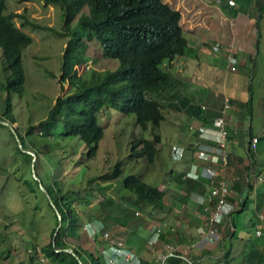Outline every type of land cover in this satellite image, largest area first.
I'll return each mask as SVG.
<instances>
[{
	"label": "rangeland",
	"instance_id": "374dc122",
	"mask_svg": "<svg viewBox=\"0 0 264 264\" xmlns=\"http://www.w3.org/2000/svg\"><path fill=\"white\" fill-rule=\"evenodd\" d=\"M178 1L182 12L183 26L181 27L194 33L191 35L190 32L183 30L184 36L192 39L193 42L199 40L195 37H201L202 39L205 30H208L207 33L209 32L211 23H217L216 26L212 27L215 31L211 32L209 39L213 40V43L215 40L222 43L218 51L219 55L222 51L227 50L226 46L224 47L225 40L220 38L224 34L219 36L217 29H215L221 25L219 18L222 17V13L218 9L216 11L210 9L209 6L217 8H225L224 6H226L225 9L229 10L228 14L225 13L228 19H225L224 23L222 20L221 22L226 30L228 27L231 28L227 44L229 51H232L234 46L233 58L235 62L229 64L226 58L228 56L227 52L223 57V60L226 58L227 63L223 61L219 65L217 60L215 61V58H213L215 56L212 48L213 43H211V47L205 49L208 52L204 51V53L207 54L200 53L193 44L189 45L188 51L190 53L197 51V55L187 52L186 58L190 57L198 60V62L203 61L213 68L214 72L208 73L211 79L207 83V89L211 90L212 94L216 93L217 99L223 100L221 102L225 101L226 93H230L239 101L240 107L248 103L247 106L239 108L240 116H242L241 129L244 133L250 132L252 135L263 133L264 135V10L258 19L259 7L260 5L264 7V0H234L236 6L231 5L233 7L227 5L228 0H203L209 3V6L205 3L200 5L195 0ZM222 2L224 3L220 4ZM5 13L11 14L15 25L32 37L31 44L23 51V66L26 72L25 91L22 95H12L15 116V122L12 124L15 129H19L20 133L24 135L26 142L23 143L25 148L23 145L22 148L32 151V139L26 134L27 127L44 119L56 97L63 94L68 87L67 83H63L62 88L60 83L62 75L61 55L66 44V38L57 36L53 32L35 29L30 25L22 26L23 18L16 15H23L36 24L60 30L62 25L61 12L59 7L46 5L43 0H6ZM249 15L253 17V20H250L252 22L248 23L247 26ZM239 18H241L243 24L245 21L244 25L241 24ZM251 36L253 38L252 44L250 46L245 44L247 48L240 50L239 54L238 47L240 48V45L238 40H248ZM88 41L90 57L86 67H80L79 72L88 67L98 70H114L118 65V61L103 58L100 45L94 39ZM198 43L202 44L200 40ZM178 58L179 56L171 61L165 60L161 65L162 69L169 71L171 74L175 73L184 64L179 62ZM218 61H220L219 58ZM232 67L235 68L234 71H232ZM6 75L7 70L0 49V114L2 112L1 101L3 96L6 95L1 85L5 81ZM182 82L183 78L176 75L175 82L170 86L147 93L148 98H153L161 103L164 113V120L159 128L161 142L158 145V156L152 164H148L140 158H132L130 153L133 137L151 138L150 128L143 130L136 124L134 114L122 115L111 107L104 108L98 113V123L103 129V137L99 141L97 152L93 157L87 156V147L78 137L60 136L61 126L55 129V134L52 137H36L40 144L50 145L48 151L40 149L35 166L36 175L46 189L53 190L55 184L67 194L66 198L68 200H73L74 210L81 217L78 230L79 242L84 247L98 253L101 256L102 264H126L122 257L113 256L109 252L110 248L102 252V254L104 253L102 256L101 246L104 245L105 239L102 232L98 231L102 226H104L103 231L107 230L111 233L113 230L115 232L112 238L115 241L114 243L117 245L121 243L120 247L130 250L133 255H137V253L129 245L137 243L138 240L142 242L137 234L132 231V228L118 226L125 217H128L127 211L134 208L118 196V192L122 188V179L129 174H133L140 176L144 182L146 177L153 176L151 182H145L151 186L165 183L164 181L170 172V165L182 161L171 158V146L174 145L186 152V147L180 135L183 134V131L194 132L196 130L198 124L195 122V125L190 124L187 116L182 113L183 99L181 97H183L184 91L178 85ZM199 82L204 83L205 81L201 78ZM224 91L226 93H223ZM232 126L237 127L238 133L234 136L238 137L239 124ZM198 133L199 135H206L207 138V134ZM11 134L7 126L0 124V264H24L27 261H29V264H49L47 259L44 258L42 261L36 255H34L36 258L31 263L26 250L34 247L41 248L47 244L50 232L55 226V217L47 197L32 176L31 164L29 165L28 161L26 162L25 158L17 152V148L22 153L26 152L18 147L16 139ZM193 147V156L196 157L198 153L194 143ZM258 148H263L262 152H264V137L262 141H258ZM225 150L228 153L227 147ZM241 151V153H237V156H244V150L241 149ZM226 159L228 162V154ZM117 163H120L122 171L116 180L98 183L88 182L91 178L111 170ZM262 168L263 165H261L262 171L258 168L260 171L258 175L264 177ZM159 172L164 173L160 180L156 178ZM260 179L262 182L264 181L263 178ZM26 181L32 185L34 191L30 190L29 185L25 183ZM167 199L168 197H165L164 203L167 202ZM251 207L252 205L248 203L243 213L240 212V215L234 216L233 222L236 225L237 232L232 239L234 248L230 251V256L234 258L231 259L229 264L241 263V261H237L242 250V246L239 245L241 239L238 240V234L243 232L244 219L247 214L251 213ZM134 209L135 212L139 213V216L134 215L135 218H132V222L135 224L136 219L142 222L139 232L147 238V246L154 249L158 248L161 251L164 250L163 245L165 243L161 239L158 242H151L149 229L152 225L148 218L163 220L162 222L166 221L167 223L164 222L166 229H170V220L177 223L175 218H178V216L173 213L166 214L160 210H151L149 207H146L145 210ZM193 209L195 207L191 205L190 210L193 211ZM227 218L222 220L221 227L227 225V222H229ZM179 224L185 227L186 220ZM93 233L94 237L92 238ZM170 233L176 235L177 227L170 230ZM222 241L223 246L227 248L229 240ZM210 251H212L211 255L214 257L212 259L207 258L204 264H224L225 261L222 258L221 248L218 244H216L215 250L210 249ZM124 252L127 253L126 250H121L119 254ZM192 257L194 256L192 255ZM109 259L112 261L109 262ZM216 260L220 261L216 262ZM134 263L138 264L136 260H134ZM155 263L160 264L158 261ZM172 263H177L176 259H168L164 264Z\"/></svg>",
	"mask_w": 264,
	"mask_h": 264
},
{
	"label": "trees",
	"instance_id": "16d2710c",
	"mask_svg": "<svg viewBox=\"0 0 264 264\" xmlns=\"http://www.w3.org/2000/svg\"><path fill=\"white\" fill-rule=\"evenodd\" d=\"M43 2L59 7L62 21L60 30L36 24L20 14L16 16L23 18L22 26L30 25L35 29L53 32L66 38L61 55L60 83L62 88L63 83H67L68 87L63 94L56 97L46 117L26 129V134L32 139V151L36 154L35 166L40 149L45 151L50 149L49 144H40L36 137H52L59 126L60 136L78 137L87 147V156L93 157L103 137V129L98 123V113L109 107L122 115L134 114L138 126L143 130L150 128L151 138L133 137L130 153L132 158H140L152 164L158 156V145L161 142L159 128L164 120V113L161 103L148 98L147 93L159 91L173 83L174 76L161 67L165 60L171 61L177 56L187 55L189 45L180 25V12L163 0H43ZM5 9L6 0H0V49L7 70L5 81L1 85L6 95L1 101L0 119L14 123L12 95H22L25 91L23 51L31 44L32 37L15 25L13 16L5 13ZM263 10L264 7L260 5L258 19ZM93 39L100 45L102 57L116 59L119 62L115 70L88 67L79 72L80 67L87 65L90 57L88 40ZM247 104L245 103L246 106ZM16 131L23 145L26 142L24 135L19 129ZM17 152L30 165L31 155L22 153L18 148ZM249 155L252 157L251 153ZM121 171V165L117 163L111 170L91 178L88 182L114 181L120 176ZM184 181H191V178ZM25 183L34 191L30 183L27 181ZM195 184L200 185L197 182ZM247 184L249 185L248 182ZM121 186L118 196L134 208L145 210L149 207L151 210L161 212L165 210L166 192L162 185L151 186L142 181L140 176L129 174L122 179ZM47 190L61 214L62 224L53 246L52 236L57 225V216L52 208L55 226L50 232L47 244L40 248L42 256L49 264H79L70 253L55 251L59 248H71L84 264H102L98 253L79 242L81 217L74 210L73 200H68L67 194L55 184L53 190L48 188ZM245 200L240 198L237 209L230 213L231 224L228 226L230 234L233 233L232 227H235L234 215L244 211ZM134 208L127 211L128 217H125L118 226L124 228L133 217L135 218ZM254 227L255 220L251 218L248 230L254 233ZM102 229L104 226L99 232L106 231L109 235L108 240L104 242V246L107 247L115 242L112 239L115 232L112 230L110 233ZM161 240L170 239L163 235ZM229 255L230 251L224 254V264L230 263ZM28 256L31 263L36 258L34 254ZM176 261L177 263L172 264H184L180 260Z\"/></svg>",
	"mask_w": 264,
	"mask_h": 264
},
{
	"label": "crops",
	"instance_id": "0c3cea01",
	"mask_svg": "<svg viewBox=\"0 0 264 264\" xmlns=\"http://www.w3.org/2000/svg\"><path fill=\"white\" fill-rule=\"evenodd\" d=\"M165 3H167L170 7L178 10L180 14L182 15L181 8H180V3L177 0H163ZM196 3H199L202 5V3H205L207 6H209V3L204 2L203 0L198 1L195 0ZM179 3V4H178ZM224 2L220 3L223 4ZM179 5V6H178ZM229 6V5H228ZM236 6V3L235 5ZM230 6V7H233ZM226 8V6H224ZM210 9H213L216 11V9L221 12L222 17H220V23L221 25L216 27L217 32L220 34H224L220 38L224 39L225 45L224 47L228 50V44L227 40L230 38L229 34L231 32V28L226 30L224 26V21L225 19H228L227 15L229 10L222 8V7H211L209 6ZM253 17L251 15L248 16V21H247V26L249 25L248 23L252 22L250 20ZM223 21V23L221 22ZM241 21V24H243L241 18H239ZM223 24V25H222ZM245 24V21H244ZM243 24V25H244ZM180 25L183 26V21L181 19ZM217 23H211L209 28V32L207 33L208 30H205L203 33V37H195L199 38V40L202 42V44L197 42V40L188 39V45H194V47H197L199 52L204 53L208 52L205 49L211 47V43H213V40L211 41L209 39L210 34L213 30L212 27L216 26ZM190 26V25H189ZM190 28V27H188ZM183 30L188 31L193 35L191 30L189 29H184ZM195 31V30H193ZM187 32V33H188ZM228 32V33H227ZM219 38V37H218ZM233 39L235 41V37L233 36ZM192 40V41H190ZM238 40V39H237ZM217 41V40H215ZM253 38L251 36L250 39L248 40H238V43L240 45V48L238 47L239 54L240 50L247 48L245 44H249V46L252 44ZM222 51L219 55L213 56L215 58V61L217 60V63L221 65L223 61L224 54L228 51ZM191 51V50H190ZM195 52H189L190 54L195 53ZM207 54V53H204ZM197 57V56H196ZM218 58L220 61H218ZM228 59V58H227ZM179 62L184 63L182 66H180L179 70H176L175 73H172L174 75V78L176 80V75H178L180 78H183V82L178 84L180 89L184 91L183 97H181L183 100L182 103V113L187 116V119L189 120L190 124L197 123L198 125H204L205 127L209 128H214V119L221 114V110L223 108V100H219L216 97V93L212 94L211 90L207 89V83L209 79H211V76L208 75V73L214 72L213 68L207 64H205L203 61L195 60L193 58H186L185 56H179L178 58ZM183 69V70H182ZM203 78L205 81L204 83H200V79ZM173 81V83L175 82ZM172 84V83H171ZM231 92V91H229ZM223 93H226L225 91ZM227 97L230 98V108L227 110V119L229 123V129H234L237 128L236 125L237 123L239 124V135L237 138H232V136L228 137L227 140V151H228V162L227 166L224 168L223 175L225 179L228 181L229 187H230V197L229 201L231 203H234L236 206V202L239 201L241 198H245V207L247 206L248 203L252 205L251 213L247 214L245 216V223L243 225V232L238 234V240L241 239L239 242V245L242 246L241 250V255L238 256L237 261H241L240 264H264V181L262 182L260 178H263L261 175L259 176V170H261V165H263V170H264V152H262L263 148H258L256 151V154H253L248 150V143H249V136L252 135L250 132L249 133H244L241 129L242 126V116L240 113V109L242 106H245V104L241 105L239 101L234 98L230 93H226ZM179 96V95H178ZM180 97V96H179ZM223 98V95L221 96ZM237 109H239L237 111ZM236 110V112H235ZM237 118V119H236ZM239 119V120H238ZM196 124V125H197ZM241 124V125H240ZM183 134L180 135V138L182 139V142L184 143V146L186 147V152H184V157L182 161L175 162V163H170V169L167 178L165 179V183H162L160 185H165L163 186L166 192V197H168L167 202L165 203V213L167 214H174L176 216L175 220L177 223H174L173 221L170 220V229L167 228L165 230L166 237H169V241H165L164 243L168 242L171 243L172 245L176 247H180L183 245H187L191 242H198L199 240V235L197 233V228L202 224V221L205 217L208 216V212H203L201 209L198 207V205L194 204V201L192 199V194H205L204 190V184L206 183L205 177H200L198 180L196 179H191V181H184L185 179H182L184 175H186L190 169L191 165L190 163H195L198 165V169H202L203 167H207L209 163L199 161L198 157L193 156V143L195 140H203L206 138V135H199L198 131L194 132H186L183 131ZM259 137V141H262L264 135L263 133L260 134H254ZM252 135V136H254ZM241 149L244 150V156H237V153H241ZM259 152V153H258ZM249 153L252 154V157H250ZM195 155V154H194ZM166 160V159H165ZM172 162V160L170 159ZM175 164V165H174ZM214 167V166H213ZM246 167H249L246 169ZM262 171V170H261ZM264 175V173H262ZM181 175V176H179ZM164 176L163 172H159L156 175V178L160 180ZM153 176L146 177L145 180L151 182L153 180ZM144 179V178H143ZM262 179V180H263ZM145 181V182H146ZM261 181V182H260ZM186 182V183H185ZM199 183L195 184V183ZM249 183V185L247 184ZM147 183V182H146ZM203 187H202V186ZM194 206L195 209L190 210V207ZM244 211H242L243 213ZM182 213V215H180ZM241 213H237L235 215H240ZM234 215V216H235ZM263 216L262 220H259V217ZM226 218V217H225ZM223 218L222 220H225ZM253 218L255 220V227L257 225H261V234L257 236L255 233V227H254V233L250 232L249 229V219ZM230 218H227V225L221 227V222L219 224V233H220V238H219V248H221V255L222 258L224 259V254L227 251H232L234 248L233 244V236L237 232L236 225L235 227H232L233 233L230 234V231L228 230V226H230ZM167 220V218H166ZM186 224L185 227L181 226L179 223L180 222H185ZM190 220V221H188ZM163 221V220H162ZM166 222V221H164ZM167 223V222H166ZM169 223V222H168ZM173 225H172V224ZM131 221L130 223L127 224L126 228H132V231L137 234V237H139L142 242L138 240L137 243H134L132 245H129L130 248H133L132 250L137 253V256L140 259V264H156L155 262V255L159 253L161 250L150 248L146 244L147 238L143 236L142 233L139 232V229H141V224L142 222L136 219L135 224ZM177 227V233L176 235H173L170 233L171 228L175 229ZM222 228V231H221ZM131 230V229H130ZM222 233V234H221ZM254 236L252 237V234ZM223 236V238H222ZM228 239L229 240V245L226 248L223 246V241L221 240ZM250 238V240H249ZM221 241V242H220ZM113 243H111L109 246H111ZM163 245V244H162ZM109 246H101V249H106L109 248ZM164 247V246H163ZM216 247V246H215ZM215 247L212 248L211 250H215ZM97 248V246H96ZM218 249V247H217ZM191 254L194 256V259L196 260V264H204V262L207 260V258L212 259L214 256L211 255L212 251L210 249H192ZM234 257H231L229 255L228 259L231 262V259ZM220 260H216L218 262ZM58 264V263H56ZM80 264V263H79Z\"/></svg>",
	"mask_w": 264,
	"mask_h": 264
},
{
	"label": "built area",
	"instance_id": "2783aa9c",
	"mask_svg": "<svg viewBox=\"0 0 264 264\" xmlns=\"http://www.w3.org/2000/svg\"><path fill=\"white\" fill-rule=\"evenodd\" d=\"M227 3L230 6L235 5L234 0H228ZM221 44L222 43L219 41H215L213 43L212 48L215 56L217 55ZM233 53L234 46L232 51H230L227 56L229 64L235 62ZM234 69L235 68L232 67V71H234ZM229 102L230 98L226 96V99L223 102L221 114L217 116L213 122L214 128L205 127L201 124L196 127L198 132L207 134V138L203 140H196L194 142V146L198 153V160L209 163L207 164L208 166L199 170L198 165L192 163L190 171L182 177V179H199L200 177H205L206 179V183L204 184V190L206 193L192 194L194 204L198 205L201 211L208 212V216L203 219L202 224L197 228V233L200 237L198 240L199 243L191 242L187 245L176 247L171 243L166 242L163 245L164 250L157 253V256L155 257V261L160 262V264L166 263V261L171 258L180 260L184 264H196V260L191 255V250L197 248L206 250L214 248L220 238L219 224L221 220L225 217H230V213L238 207V201L236 202V206L234 203L229 201L231 190L228 181L223 175L224 168L227 166V153L225 148L228 137L232 136V138H236L237 136L234 135L238 133V129L235 127L234 129H229L228 119L226 116V112L229 109ZM258 141V136H249L248 150L253 154L256 153ZM213 151L215 152L213 153ZM184 154L183 150L175 147L174 145L171 146L170 156L174 160H183ZM136 215L139 216V213L135 212V216ZM148 219L152 225L149 229L151 242H158L161 239V236L165 234L166 224L159 219ZM262 219L263 216H260L259 220ZM100 229L98 231H100ZM261 229V225H257L255 227V234L257 236L261 234ZM171 230L173 229L171 228ZM102 235L105 240L109 238L108 232L106 231L102 232ZM93 237L94 233L92 235V238ZM120 244L121 243L117 245L116 243H113L109 246V252H111L113 256L122 257L126 264H135L134 260H136L139 264L138 256L135 254L133 255L130 250L120 247ZM107 249L108 248L101 249V254ZM121 250H126L127 253L124 252L119 254ZM26 252L28 255H38L42 261L44 259L41 250L38 247L35 249H27ZM108 261L110 262L112 260L109 259ZM24 264H27V262H24Z\"/></svg>",
	"mask_w": 264,
	"mask_h": 264
},
{
	"label": "water",
	"instance_id": "95a60500",
	"mask_svg": "<svg viewBox=\"0 0 264 264\" xmlns=\"http://www.w3.org/2000/svg\"><path fill=\"white\" fill-rule=\"evenodd\" d=\"M0 124H3L5 126H7L11 133L13 134L14 138L16 139L17 143H18V147L23 151V152H26L27 154H30L32 159H31V171H32V176L33 178L38 182V186L39 188L41 189V191L45 194V196L47 197L48 201H49V204L51 205V207L53 208L56 216H57V225L55 227V230H54V233H53V236H52V245L55 246V237L61 227V224H62V217H61V214L59 213L56 205L54 204V202L52 201V198L50 196V194L48 193L47 189L42 185V183L40 182L38 176L36 175V172H35V160H36V154L35 152L33 151H29V150H25L22 148V144H21V140L19 138V135L15 129V126H13L12 123H10L9 121H6V120H3V119H0ZM55 251L57 252H61V251H64V252H68L70 253L72 256H74V258L78 261V263L80 264H84L78 257V255L71 249V248H59V249H56Z\"/></svg>",
	"mask_w": 264,
	"mask_h": 264
},
{
	"label": "clouds",
	"instance_id": "9594fccd",
	"mask_svg": "<svg viewBox=\"0 0 264 264\" xmlns=\"http://www.w3.org/2000/svg\"><path fill=\"white\" fill-rule=\"evenodd\" d=\"M103 58H104V57H103ZM106 59H111V58H106ZM114 60H116V59H114ZM118 65H119V62H118ZM118 65L116 66V68L118 67ZM116 68H115V69H116ZM115 69H114V70H115ZM106 70H107V69H106Z\"/></svg>",
	"mask_w": 264,
	"mask_h": 264
}]
</instances>
